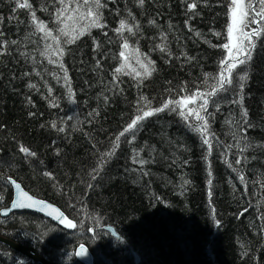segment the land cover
Instances as JSON below:
<instances>
[{
  "label": "trees",
  "instance_id": "trees-1",
  "mask_svg": "<svg viewBox=\"0 0 264 264\" xmlns=\"http://www.w3.org/2000/svg\"><path fill=\"white\" fill-rule=\"evenodd\" d=\"M28 2L31 10L0 0V162L10 165L0 163V211L13 198L10 177L60 207L76 227L68 232L36 214L12 213L0 215V233L53 264H80L81 243L95 264H210L209 250L217 264H264V32L252 59L234 70L233 85L214 97L218 110L209 105L211 154L186 126L200 122L167 109L138 122L114 148L138 109L210 91L227 59L220 46L228 42L230 0H194L193 11L187 0H102L106 27L87 29L72 43L56 30L54 0ZM32 11L61 41L62 56L52 37L36 31ZM122 19L134 34L115 31ZM46 45L53 47L42 55ZM145 58L155 70L137 77V60ZM0 264L35 263L0 244Z\"/></svg>",
  "mask_w": 264,
  "mask_h": 264
},
{
  "label": "snow or ice",
  "instance_id": "snow-or-ice-1",
  "mask_svg": "<svg viewBox=\"0 0 264 264\" xmlns=\"http://www.w3.org/2000/svg\"><path fill=\"white\" fill-rule=\"evenodd\" d=\"M144 2L145 0H139L140 5H143ZM54 3L59 5V7H57L55 10L54 22L56 24V30L58 34H62L63 36L68 37V39H66L64 43L75 42L79 35H83L87 29H90L92 27H106V25L102 23V14L100 12V9L103 7L102 0H91V2L90 0H54ZM14 7L31 10L32 5L28 2V0H23V2H20V0H15ZM196 7L197 4L196 2H194V0H187V9L189 11H193ZM227 7L231 13V23L226 22V39L228 42L220 46L227 51V59L221 58L219 67V79H216L215 83L211 85L210 91L204 92L197 90L195 99H199L201 102L197 106L192 108H187L189 104L195 103V99L193 98L192 93L189 92L188 96L181 97L180 99H168L167 102L162 103V106L156 107L155 109H138V112L135 115V119H131V122L115 138L116 144L114 145V148L119 145L120 138L125 136V133L133 130L137 126L138 122L144 120L145 117H150L154 113H158L167 109L171 112H177L178 115L182 117L186 122L189 121V117L193 116L195 118V121L200 122L187 123L186 126L190 127L193 131L200 133V138L203 144L208 146L207 150L209 154H211L212 144L206 136L209 131V120L207 119V117L211 115V113L209 112V105L211 104L212 107L217 108L218 110V105L216 104V100L214 99V97L220 95L221 92H227L228 88L233 85L232 77L234 74V70L238 67V65L247 64L252 59V53L256 46V38H259L261 36V33L264 32V0H248L247 3H245V0H230V3L227 5ZM225 15L228 16V13L226 12ZM31 18L33 24L35 25L36 31L44 33L42 39L47 40L49 37H52L55 41L56 53L62 56V48L60 46L61 41L58 38L53 37V32L51 30H47V25L45 24V22H37L35 11L31 12ZM69 22H73L71 25V29ZM253 25H256V27L253 28ZM135 27L138 29L139 26L136 25ZM125 29H127L128 33L134 34L133 26L128 25L127 22L122 19L119 21V28H117L115 31L122 34ZM0 35H2V33H0ZM105 35H107V33H105ZM197 35H199V33H197ZM245 40L247 41V43H244ZM0 47H3V45H0ZM52 47V45H46L45 52L41 54H46L52 49ZM122 47L125 50L129 48V43L126 38L124 39ZM157 47L160 48L161 52L166 51V48L164 46L157 45ZM119 56L125 61L129 59V57L126 56L125 51H120ZM53 62V60L49 59V63ZM137 63L139 64L140 68L143 69V73L136 72L137 77L141 75L145 77L151 76L152 72L155 70L154 67H152L153 62L150 60H146V58L145 60H137ZM60 67L63 68V65L61 64ZM124 67H126V65L121 64L120 67L115 69V73H120ZM125 74L127 75L128 73ZM235 75L239 77L240 81H244L246 79V74L235 73ZM65 79H67L66 74ZM117 80L118 77L114 75L113 81L115 82ZM205 83H207V80L205 81ZM28 86L30 88L36 87L34 84H29ZM242 87L243 85L241 84V88ZM49 91H51V89H49ZM181 91L187 90L182 89ZM71 94V89H69V95L71 96ZM236 102L237 101H233V103ZM246 116L247 112L245 110L242 113V120L244 125H248L247 120L243 119V117ZM52 127L55 128L56 124L53 123ZM201 129H203V132H201ZM59 131H64V129L60 128ZM246 131L247 128L245 127V134ZM132 136L134 138V132H132ZM237 146L239 147V145ZM227 147L231 148L232 146L228 145ZM246 147L247 145H245V148ZM245 148H241L240 151L243 152ZM19 151L28 157H35L36 155L35 152L31 151L28 147L25 146H20ZM112 154L113 152H108L102 154V156H110ZM138 155L139 154L137 153V156L133 158L134 163L137 162ZM0 163H4L7 166H10L7 164V162ZM139 163L143 164L144 161H139ZM235 163L239 164L240 159L237 158L235 160ZM228 166L231 168L232 164H228ZM233 171L237 170L233 168ZM94 172H97L98 174V170H94ZM44 175L48 176L50 175V173L45 172ZM209 175H211L210 172ZM92 178L95 179V175H93ZM239 179L241 183L244 184L245 187H247L244 176L240 175ZM10 182L14 184L17 190V198L13 201L8 209L0 212V215L7 216L10 211L17 208L38 206L40 211L51 208V205L46 204L40 200H35L31 196H29L27 192H24L21 189L20 184L15 180H10ZM209 183H211V181H209ZM53 213H56L53 218L64 224L65 227H76V224H74L71 219H68V217H66L63 212H60L57 209H52L51 212H48V215L52 216ZM113 235H115V233H113ZM84 253L85 249L83 248V246H81L80 250L76 254L82 256L84 255Z\"/></svg>",
  "mask_w": 264,
  "mask_h": 264
},
{
  "label": "water",
  "instance_id": "water-1",
  "mask_svg": "<svg viewBox=\"0 0 264 264\" xmlns=\"http://www.w3.org/2000/svg\"><path fill=\"white\" fill-rule=\"evenodd\" d=\"M7 180L9 182V184L11 185L12 191H13V198H12V201L10 203V205H11L13 203V201L16 200V198H17V190H16L14 184H12L10 182V180H15V179L9 177ZM16 182L19 183L18 181H16ZM20 186H21V189L24 192H27L28 195L31 196L33 199L43 201L44 203L51 205V208L45 209L44 211H40L38 206L27 207V208H17V209H13L12 211H10L7 216L1 215L2 217H4V218L8 217L12 213H26L27 212V213L36 214L38 216H41V217L47 219L48 221L57 225L58 227H60L64 231L72 232L75 229V228L65 227L64 224L60 223L57 219H54L53 217L56 215V213H53L52 216L48 215V212H51L52 209H57L58 211L63 212L66 217H68L66 215V213L60 207H58L57 205H55L49 201L35 197L31 193H29L26 189H24L22 184H20ZM0 200H1V195H0ZM10 205L8 207H5L4 209H2L0 212L8 209L10 207ZM68 219H70V218L68 217ZM73 223L76 224L74 221H73ZM103 229L106 232L110 233L111 235H113V233H115V235H113L114 237L119 236L116 229L114 227H112L111 225H106V226H104ZM0 244H2L4 246L8 247L9 249L21 254L22 256L29 259L30 261H32L35 264H53L50 261H48L47 259H45L42 255H40L34 247L22 245L18 242H15L14 240L4 236V235H2L1 233H0ZM81 246H83V248L85 249V253H84V255L79 256L76 253L80 250ZM209 252H210V257H211L210 264H217L216 259H215V255L212 253L211 250H209ZM133 254H134L136 260L139 261L138 255L135 252ZM75 258L80 264H95L94 255L92 254L89 247L84 243L80 244L76 248Z\"/></svg>",
  "mask_w": 264,
  "mask_h": 264
},
{
  "label": "bare ground",
  "instance_id": "bare-ground-1",
  "mask_svg": "<svg viewBox=\"0 0 264 264\" xmlns=\"http://www.w3.org/2000/svg\"><path fill=\"white\" fill-rule=\"evenodd\" d=\"M116 238V241L118 242V243H121V240H120V238H119V236H117V237H115ZM16 242V241H15ZM128 242H129V240H128ZM131 243H133V242H131L130 241V243H126V245L127 246H131ZM13 251V250H12ZM133 252H135L134 250H133ZM17 253V252H16ZM136 253V252H135ZM19 254V253H18ZM21 255V254H20ZM46 259V258H45ZM48 260V259H47ZM49 261V260H48ZM51 262V261H50ZM52 263V262H51Z\"/></svg>",
  "mask_w": 264,
  "mask_h": 264
},
{
  "label": "rangeland",
  "instance_id": "rangeland-1",
  "mask_svg": "<svg viewBox=\"0 0 264 264\" xmlns=\"http://www.w3.org/2000/svg\"><path fill=\"white\" fill-rule=\"evenodd\" d=\"M244 43H247V41L245 40Z\"/></svg>",
  "mask_w": 264,
  "mask_h": 264
}]
</instances>
